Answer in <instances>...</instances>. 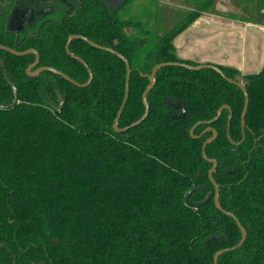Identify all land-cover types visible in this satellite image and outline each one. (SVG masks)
<instances>
[{"label": "trees", "instance_id": "1", "mask_svg": "<svg viewBox=\"0 0 264 264\" xmlns=\"http://www.w3.org/2000/svg\"><path fill=\"white\" fill-rule=\"evenodd\" d=\"M135 1L0 0V43L35 48L37 66H53L81 83L89 71L67 52L71 34L122 53L132 69L118 122L125 127L144 114L142 96L157 63H198L180 58L173 40L203 11L215 13L218 0H199L161 34L124 16ZM24 14L31 20L15 22ZM70 50L93 71L85 87L50 70L30 76L35 53L0 48V103L14 98L5 71L18 89L17 103L0 107V264H215V253L238 244L243 232L214 202L208 158L218 162L213 176L221 205L247 229L243 245L220 254L218 264H264V68L243 74L216 64L247 88L245 128L239 85L212 68L170 65L156 73L147 117L119 132L113 125L126 93L124 59L80 37ZM57 91L65 98L61 110L51 104L59 102ZM224 104L233 111L234 142L229 109L208 122ZM199 121L194 137L190 130ZM209 126L218 135L206 158ZM198 185L192 201L212 196L193 207L186 195Z\"/></svg>", "mask_w": 264, "mask_h": 264}, {"label": "crops", "instance_id": "2", "mask_svg": "<svg viewBox=\"0 0 264 264\" xmlns=\"http://www.w3.org/2000/svg\"><path fill=\"white\" fill-rule=\"evenodd\" d=\"M116 4L119 0H110ZM222 1L221 3H223ZM248 1L227 6L225 13L203 11L173 42L178 56L198 63H213L237 68L243 74L264 68V3L246 6ZM260 15H244L249 9ZM191 9H195L190 4ZM182 7V6H181ZM127 13V10H126ZM125 13V14H126ZM234 15H232V14Z\"/></svg>", "mask_w": 264, "mask_h": 264}, {"label": "water", "instance_id": "3", "mask_svg": "<svg viewBox=\"0 0 264 264\" xmlns=\"http://www.w3.org/2000/svg\"><path fill=\"white\" fill-rule=\"evenodd\" d=\"M83 38L85 39L88 43H90L91 45H94L96 47H100V48H103V49H107V50H110L112 52H115L117 53L120 57H122L126 63V66H127V81H126V93H125V97H124V101H123V104L118 112V115L114 121V129L116 131H119V132H123V131H126L128 130L129 128L131 127H134V126H137L139 125L148 115L149 111H150V104L148 102V92L153 88V86L155 85V76H156V73L157 71L164 67V66H183V67H186L188 69H191V70H200L202 68H212L214 70H216L217 72H219L225 79H227L229 82H232V83H235L237 85H239L242 90L244 91V94H245V105H244V109L242 111V115H241V119H242V125L243 127H245L246 125V121H245V117H246V112H247V108H248V104H249V94H248V91H247V88L245 86V84L241 81H238L232 77H229L227 76L223 70L217 66L216 64H213V63H197V64H190V63H187V62H182V61H163V62H160V63H157L153 68H152V71L151 73L149 74V79H150V84L149 86L145 89L144 93H143V102L145 104V112L144 114L142 115V117L134 122H132L130 125H127L125 127H119L118 126V122H119V119H120V115H121V112L124 108V105L127 101V98H128V95H129V90H130V74L132 72V69H131V66H130V62L129 60L127 59V57H125L122 53L118 52L117 50H115L114 48L112 47H109V46H104V45H100L96 42H94L93 40L89 39L88 37H85L84 35H81V34H71L68 38V41L66 43V49H67V52L72 55L73 57L77 58L78 60L82 61L87 67H88V70H89V79L88 81L84 82V83H81V82H78L76 81L75 79H73L71 76H69L68 74H66L65 72L61 71V70H58L57 68L53 67V66H39L35 69H33V67L35 65L38 64L39 60H40V53L37 49H34V48H30V49H27V50H17L15 48H12V47H9V46H6L4 44H1L0 43V48L1 49H4V50H7V51H10L14 54H17V55H23V54H27L29 52H34L36 54V59L35 61L29 65V67L27 68V73L28 75L30 76H37L39 75L41 72L45 71V70H50L54 73H57L61 76H63L65 79L69 80L70 82L78 85V86H87L90 84V82L92 81L93 79V71L92 69L89 67L88 63L86 62V60H84L82 57L74 54L73 52H71L70 50V42L74 39V38ZM115 42H117V40H115ZM5 75H6V78H7V81L8 83L10 84V86L12 87L13 89V92H14V98H13V101L10 103V104H2L0 103V107H11L13 105H15L18 101V89L15 85V83L12 81V79L9 77V75L7 74V72L5 71ZM57 94H58V99H59V104L58 105H53V107L57 110H61L63 108V105L65 103V98L64 96L59 92L57 91ZM180 108H181V113L179 116H182L185 112H186V108L183 106V105H178ZM225 108H228L230 110V114H229V120H228V137L229 139L234 142V140L232 139L231 137V134H230V126H231V119H232V116H233V111H232V108L230 107V105L228 104H224L220 107L219 111H218V114L211 120H208V122H212L214 120H216L223 112V110ZM202 122V121H201ZM200 123L197 122L190 130V133L192 136H195L194 134V129L195 127ZM210 129H212L214 131V135L207 138L206 141L204 142L203 144V155L207 158L206 156V146H207V143L214 140L217 135H218V132L215 128H213L212 126L209 127ZM209 160L211 161H214V165L213 167L210 168L209 170V177L211 179V181L213 182V184L215 185V193H214V202L217 206V208H219L220 210L224 211L225 213L227 214H230L234 217V219L237 221L240 229L242 230L243 232V236L240 240V242L232 247H225V248H222L220 250H218L215 255H214V263L215 264H218V258L220 256V254L228 251V250H231V249H235L241 245H243V243L245 242L246 238H247V229L243 226V224L240 222V220L238 219V217L231 211L229 210H226L223 208V206L221 205V202H220V185L219 183L216 181V179L214 178L213 176V172L214 170L216 169L217 167V160L216 159H211V158H208ZM202 186L201 185H198V186H195V187H192L187 195H186V201L189 205L193 206V207H199L203 204H205L209 199L210 197L212 196V192H209L206 197L201 200V201H198V202H195V201H192L191 200V195L194 191H196L197 189L201 188Z\"/></svg>", "mask_w": 264, "mask_h": 264}, {"label": "rangeland", "instance_id": "4", "mask_svg": "<svg viewBox=\"0 0 264 264\" xmlns=\"http://www.w3.org/2000/svg\"><path fill=\"white\" fill-rule=\"evenodd\" d=\"M199 0H136L132 5L127 7V13L125 11V17H133L135 19H143L147 27L153 33H163L171 29L177 22L182 20L191 9L190 4L197 9ZM224 1L222 4L221 2ZM249 2L246 6H254L255 0H248ZM239 0H218L216 3L215 13H225L231 12L227 11V6L236 5ZM259 6L264 3V0H258ZM264 5V4H263ZM182 6V7H181ZM249 9L244 12V15H249L251 17H258L260 15V10ZM232 14V13H230ZM234 15V14H232Z\"/></svg>", "mask_w": 264, "mask_h": 264}, {"label": "flooded vegetation", "instance_id": "5", "mask_svg": "<svg viewBox=\"0 0 264 264\" xmlns=\"http://www.w3.org/2000/svg\"><path fill=\"white\" fill-rule=\"evenodd\" d=\"M22 14V13H21ZM20 18V16H18V17H16V19H15V22H20V21H22L23 23H24V21H26V20H28V21H30L31 20V15H28V14H24V20H22V19H19ZM115 40H117V39H115ZM68 41V40H67ZM71 43V42H70ZM30 49V48H29ZM35 49V48H34ZM27 50V49H26ZM30 53V52H29ZM34 53V52H33ZM24 55V54H23ZM36 55V54H35ZM35 59H36V57H35ZM35 61V60H34ZM40 61V60H39ZM32 64V63H31ZM30 64V65H31ZM38 64H39V62H38ZM37 64V65H38ZM37 65H35L34 67H33V69H35V68H37V67H39V66H37ZM42 66H47V65H42ZM29 67V66H28ZM27 67V68H28ZM27 71V70H26ZM89 71V70H88ZM88 81V80H87ZM51 104H52V107H53V105H58L59 104V102L57 103V104H55L54 102H51ZM177 105H181V104H177ZM64 106V105H63ZM185 107V106H184ZM54 108V107H53ZM55 109V108H54ZM228 109V108H227ZM230 111V110H229ZM185 114V113H184ZM183 114V115H184ZM229 120V119H228ZM242 120V119H241ZM243 126V125H242ZM210 127V126H209ZM208 127V128H209ZM213 127V126H212ZM214 128V127H213ZM243 128H245V127H243ZM210 129V128H209ZM214 132V131H213ZM214 135V134H213ZM212 135V136H213ZM194 137H197V135H195ZM211 137V136H210ZM209 138V137H208ZM217 138V137H216ZM215 138V139H216ZM214 139V140H215ZM206 141V140H205ZM213 141V140H212ZM208 144V143H207ZM211 159H214V158H211ZM214 162V161H213ZM217 164H218V162H217ZM213 167V166H212ZM220 185V184H219ZM210 192H212V191H210Z\"/></svg>", "mask_w": 264, "mask_h": 264}]
</instances>
